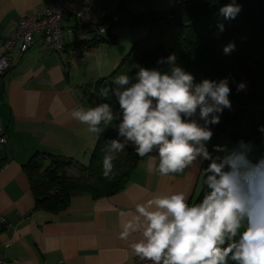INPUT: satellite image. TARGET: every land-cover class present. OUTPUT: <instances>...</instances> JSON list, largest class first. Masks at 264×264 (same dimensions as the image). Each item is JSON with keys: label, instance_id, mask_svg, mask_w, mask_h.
<instances>
[{"label": "clouds", "instance_id": "obj_1", "mask_svg": "<svg viewBox=\"0 0 264 264\" xmlns=\"http://www.w3.org/2000/svg\"><path fill=\"white\" fill-rule=\"evenodd\" d=\"M241 11L236 0H229L219 15L230 20ZM218 30L222 33L225 25L219 23ZM235 48L229 42L223 54ZM156 63L167 70L137 64L132 75L116 77L112 95L118 112L101 103L76 107L71 118L97 139L117 122L116 138L103 158L104 178H112L114 160L131 148L138 157H149L148 171L160 177L190 172L207 162V192L195 203H189L184 191L152 195L134 211L121 213L118 239L129 242L134 256L149 264H264V156L254 159L255 145L244 139L232 148L208 147L215 135L212 126L221 123L225 109H232L229 77L196 82L177 64L175 53ZM245 90L244 82L237 83V92ZM258 131L264 134V125Z\"/></svg>", "mask_w": 264, "mask_h": 264}, {"label": "crops", "instance_id": "obj_2", "mask_svg": "<svg viewBox=\"0 0 264 264\" xmlns=\"http://www.w3.org/2000/svg\"><path fill=\"white\" fill-rule=\"evenodd\" d=\"M55 1L0 0V53L15 20L41 14ZM97 1L99 19L117 12L120 3L124 10L130 9L129 14H138L167 10L173 2ZM115 33L114 28L110 35ZM116 38L119 44L120 38ZM132 40L135 39L128 40L127 46ZM39 44L36 40L22 55L11 52L9 66L0 75V134L6 139L0 144V242L8 244L7 248L0 247V254L14 264H133L136 256L129 242L118 239L124 219L121 213L134 211L137 203L161 192L184 191L189 203L193 202L201 189L203 165L183 174L160 177L148 171L146 156L125 187L112 196L94 200L88 193L74 192L64 210H33L31 182L23 167L30 158L44 153L85 166L84 160L96 145V137L87 132V126L71 118L74 108H86L81 87L87 79H80L82 74L78 76L76 70L74 73L78 61L70 57L76 43H66L60 53L42 52ZM103 45L106 44L83 48L85 52L78 59L83 65L88 63V73L109 72L127 54L115 51L101 62L99 51ZM94 59L98 60L97 66L90 69L89 63ZM208 147L210 150V144ZM70 173L76 175L75 170Z\"/></svg>", "mask_w": 264, "mask_h": 264}, {"label": "trees", "instance_id": "obj_3", "mask_svg": "<svg viewBox=\"0 0 264 264\" xmlns=\"http://www.w3.org/2000/svg\"><path fill=\"white\" fill-rule=\"evenodd\" d=\"M229 0H173L167 10L130 14L117 23L148 28L147 35L133 43L129 52L121 59L116 69L106 78L84 84L81 87L86 108L101 103H109L118 112L116 98L112 95L114 81L121 74L132 75L134 65L160 68L165 65L156 62L161 57L175 53L177 64L194 75L196 82L203 79L219 81L229 77L232 93V109L223 112L221 123L212 126L214 139L227 134L237 143L240 139L255 145L252 157L264 156V134L258 131L264 125V0H236L242 11L235 19L226 20L219 15V8ZM119 9L124 10L123 4ZM223 23L221 33L218 24ZM234 42L235 50L230 55L223 54V47ZM100 43L113 46L117 43L110 33L89 43L74 44L84 49L94 48ZM246 84L245 91H236L237 83ZM107 91V95L105 92ZM236 123L232 134L225 131V125ZM116 121L104 129L96 138L87 165L71 159L35 153L25 166L34 196L33 210L58 212L69 206L74 192L88 193L94 200L112 196L121 191L129 181L131 173L144 158L138 157L131 148L119 153L114 160L111 179L102 175L103 158L111 139L116 138ZM211 151V150H210ZM48 162V165L45 163ZM200 180V192L190 203L198 202L207 192L204 185V167ZM75 170L76 175H70Z\"/></svg>", "mask_w": 264, "mask_h": 264}, {"label": "built area", "instance_id": "obj_4", "mask_svg": "<svg viewBox=\"0 0 264 264\" xmlns=\"http://www.w3.org/2000/svg\"><path fill=\"white\" fill-rule=\"evenodd\" d=\"M98 12L97 0H56L53 6L46 8L41 14L18 18L12 23V30L1 45L0 75H3L9 66L11 52L16 51L17 55H22L36 40L40 41V51L60 53L66 43H88L92 38L110 33L118 18L110 14L99 19ZM71 38H76L77 42L71 41ZM5 141V136L0 134V144ZM0 222H3L2 217ZM0 247L7 248L8 244L0 242ZM0 264L14 262L3 259L0 254ZM133 264L149 262L135 257Z\"/></svg>", "mask_w": 264, "mask_h": 264}, {"label": "rangeland", "instance_id": "obj_5", "mask_svg": "<svg viewBox=\"0 0 264 264\" xmlns=\"http://www.w3.org/2000/svg\"><path fill=\"white\" fill-rule=\"evenodd\" d=\"M172 3L173 2H171V4L168 6V9L171 7ZM129 10H127V9L126 10H120L119 6H118L117 12H113L112 14H114L118 19L125 18V17H131L132 15L129 14V12H128ZM114 28L116 29L115 35L118 38H120V43L119 44L116 43L113 46L103 45V47H102L103 49L102 50L100 49V51H99L100 52L99 56L101 58V59H99V61H101V62H102V59L106 58V55L108 56V58H111V56H113V53H115V51H116V53H122V54H123V51H125L124 52V55H125L126 53L129 52L131 45H133L134 41L136 42L140 39H143L147 35V32H148V28L144 25L131 26V25L125 24L121 21H120V23L116 22L113 25L112 30ZM127 39L128 40L135 39V40H132L130 42V44L127 46V43L129 42ZM71 41L77 42L76 38H71ZM74 49L75 50L73 51V54L71 53V56H70V57L74 56L75 58H77V61H78L76 67H74V73L76 70V74L78 76L82 74L80 79H82V80L87 79L83 83H89L92 80L95 81V80L100 79V78H106L109 75H111V73H113V71L116 69V67H115L113 70H110L109 72H105L104 74H97V73H93V72L88 73V71H87L88 70V63L86 65H83V63L80 62L78 59L80 57V55L84 54L85 50L83 49V47H81L79 45H76V47ZM97 63H98L97 59L92 60L91 63H89L90 69H94L97 66ZM235 127H236V123H235ZM235 127H234V130H235ZM262 138H264V135L262 136ZM215 144H224V145H228L229 148H232L235 146L236 143L233 142L227 134H221L218 138L211 141L210 150H212V145H215ZM213 155H217V153H213ZM220 155H222V154H220ZM84 161H85L84 163L87 165L88 161H89V157ZM70 175H72V174L70 173ZM72 176H75V175H72Z\"/></svg>", "mask_w": 264, "mask_h": 264}, {"label": "water", "instance_id": "obj_6", "mask_svg": "<svg viewBox=\"0 0 264 264\" xmlns=\"http://www.w3.org/2000/svg\"><path fill=\"white\" fill-rule=\"evenodd\" d=\"M234 127H235V122L233 121H229L226 125H225V131L228 134H232L234 132ZM0 229H1V225H0Z\"/></svg>", "mask_w": 264, "mask_h": 264}, {"label": "bare ground", "instance_id": "obj_7", "mask_svg": "<svg viewBox=\"0 0 264 264\" xmlns=\"http://www.w3.org/2000/svg\"><path fill=\"white\" fill-rule=\"evenodd\" d=\"M55 53V52H54Z\"/></svg>", "mask_w": 264, "mask_h": 264}]
</instances>
